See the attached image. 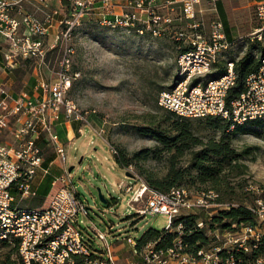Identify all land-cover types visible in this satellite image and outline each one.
<instances>
[{
    "label": "built area",
    "instance_id": "1",
    "mask_svg": "<svg viewBox=\"0 0 264 264\" xmlns=\"http://www.w3.org/2000/svg\"><path fill=\"white\" fill-rule=\"evenodd\" d=\"M23 1L0 0V37L10 46L5 55L6 67H14L17 55L43 56L44 41L50 34L54 17L64 9L68 14L58 21V27L62 26L63 30L58 32L57 40L69 36L86 15L98 17L100 25L110 29L139 35L150 31L158 35L163 26L173 24L176 19L169 10L177 12L175 10L179 9L177 18L193 20L203 0H33L45 5L54 1L60 4V9L46 15L43 21L24 12ZM213 2L207 32H203L199 23H191V35L183 31L178 33V39L185 37L190 46L177 59V84L159 94L158 104L190 119L220 117L233 125L251 120L264 121V50L259 69L247 77L246 90L239 97L229 99V91L237 79L231 60H227L226 70L219 78L202 80L232 47L215 0ZM16 8L20 19L12 15ZM165 9L167 14L164 15ZM256 16L261 25L252 34L264 43V0L257 1ZM60 65L55 81H42L38 85L41 96L33 97L28 92L14 95L0 86V243L18 241V255L23 264H76V258L90 256L89 243L97 238L103 243L104 255L95 260L87 259L86 264H115L107 233L92 222L87 226L88 231L81 226L89 217V208L68 168L52 180L51 186L56 191L47 207L22 208L18 200V196L21 199L37 197V186L50 174V167L45 165L42 142L52 148L61 163L67 164L66 143L57 131L58 125L65 121L72 127L73 123L81 122L83 126L77 129L80 135L85 134V128L91 129L88 113L68 98L72 86L70 59L65 56ZM195 80L199 82L194 84ZM109 149L113 155L117 153L114 147ZM123 187L126 193L134 191L131 205L146 200L144 208L132 207L133 210L144 217L166 216V229H171L173 220L178 215L186 216L191 208L184 189L162 193L149 189L144 183L140 189L120 183V188ZM255 215L259 217L263 232L258 231L257 226L242 227L244 235L229 241L234 244L232 248L248 252L251 249L249 242H259L264 233V208L255 211ZM126 241L138 254L136 239L127 237ZM183 248L178 242L174 248L163 252L156 251L154 244H150L143 252L145 263L157 259L158 264H219L220 253L226 249L218 245L189 255L182 251ZM227 264H235L234 259L231 257ZM256 264H264V257Z\"/></svg>",
    "mask_w": 264,
    "mask_h": 264
},
{
    "label": "rangeland",
    "instance_id": "2",
    "mask_svg": "<svg viewBox=\"0 0 264 264\" xmlns=\"http://www.w3.org/2000/svg\"><path fill=\"white\" fill-rule=\"evenodd\" d=\"M213 1L203 0L193 20L177 18L180 16L179 9L175 10L177 12L169 10L176 19L173 24L163 26L158 35L150 31L139 35L122 29H110L100 25L98 17L86 15L69 36L55 41L47 36L43 56L17 55L14 67L0 71V86L4 89L14 95L28 92L33 97L41 96L42 91L38 85L42 81H55L63 58L66 56L70 59L72 86L68 98L80 110L88 113L91 129L85 128V134L80 135L77 129L83 124L73 123V136L68 142L63 138L66 143V163L69 168H73L71 173L74 183L78 185V192L89 208V217L83 220L82 228L86 230L92 221L100 230L104 231L106 224H112L116 228L115 233L118 229L122 231L120 239L124 250L120 252L116 264H147L144 254L133 253L132 245L125 240L127 237L139 240L148 229H162L168 223L167 217L163 215L144 217L138 213L136 216L137 212L132 207L142 209L146 200L144 198L131 205L134 191L126 193L124 187L120 188V183L131 184L134 189H140L142 183L148 187L146 178L165 177L169 166L165 155L159 159L148 155L146 158L134 159L122 169L117 165L115 157L123 152L132 158L140 151L157 148L158 142L151 131L172 128L176 118L160 108L158 97L161 91L169 90L177 84V59L190 46L185 37L178 39V33L183 31L191 35V23H199L203 32H207L215 5ZM257 1L215 0L216 6L218 2L223 4L232 36V40H228L232 47L220 58L218 64L226 66L227 60H238L248 53L261 58L264 43L252 34L261 25L256 16ZM45 6L41 5L38 9L31 6L27 10L38 16L42 12L53 14L56 9H60L56 1ZM165 10L162 11L164 15L167 14ZM217 12L223 21L218 8ZM67 14L64 9L57 16L60 20ZM62 30V26L58 27L59 32ZM0 49L9 53L10 46H0ZM216 70L214 66L212 72L202 79L203 82L210 79V74ZM193 122L194 131L204 140L219 138V132L209 129L199 119ZM68 124L64 121L65 131ZM235 126L232 124L231 129ZM232 144L238 152L250 150V155L244 159L247 167L242 174L230 173L227 185L220 191L206 189L209 191L201 192L188 182L173 188L186 191L190 207L196 208L193 211L189 209L186 214H198L204 227L231 204H243L254 213L264 208V123L249 127L246 133L234 134ZM110 147L116 149L115 155L110 152ZM44 153L49 157L53 150L46 146ZM188 160L189 156H186L183 165L186 166ZM101 196L108 202L104 203ZM18 200L21 207L28 209L47 206V200L38 197L21 199L18 196ZM179 217L182 216L178 215L175 219ZM256 217L258 231L263 232L259 217ZM233 228H236L235 231L221 228L213 231L209 228L207 234L211 242L206 249H214L218 245L232 248L234 244L229 241L244 235L243 228ZM95 245L98 250L103 248V243L97 238ZM7 250L0 243V258ZM18 259L22 263L19 255ZM148 264H158V260L150 259Z\"/></svg>",
    "mask_w": 264,
    "mask_h": 264
},
{
    "label": "trees",
    "instance_id": "3",
    "mask_svg": "<svg viewBox=\"0 0 264 264\" xmlns=\"http://www.w3.org/2000/svg\"><path fill=\"white\" fill-rule=\"evenodd\" d=\"M217 6L223 18L227 38L232 40L229 22L225 16L222 2H218ZM230 60L234 62L237 75L236 85L229 91V99H233L245 92L246 79L259 69L260 58L255 54L248 53L238 60L234 58ZM214 66L217 70L210 74V79L219 78L226 70V66L218 63ZM198 82L195 80L194 84ZM160 108L176 118L172 128L169 130L157 128L151 131L153 138L158 142L157 148L140 151L132 158H128L123 152L115 157L119 167L125 169L136 158H146L148 155H152L155 159H159L165 155L169 166L167 175L163 178H146L149 189L162 193L170 192L185 182L197 187L201 192L209 191L206 189L220 191L223 186L227 185L226 181L230 173H244L247 167L244 164V159L250 155V150L238 152L232 144V136L237 133L248 132L249 127L264 123L262 120H251L244 124H237L234 129H231L232 122L220 117L199 119L209 129L220 133L219 138L204 140L193 129V121L196 119L184 118L161 106ZM186 156H189V160L185 166L182 161ZM50 180L51 178L48 177L46 183L49 184ZM135 215L139 214L135 213ZM256 216L251 208L243 204H231L228 209L219 212L205 227L199 226V223L204 224V222L199 221L200 216L198 214L182 216L173 220L171 229H166V227L148 229L139 240L136 239V249L138 253H143L148 245L154 244L156 251L166 252L181 242L184 253L197 255L199 251L206 249L211 242V238L207 234L208 230L215 231L217 228H221L222 230L235 231L236 228L233 226L237 228L255 227L258 224ZM249 245L251 249L248 252L236 248L223 249L220 253L219 264H227L231 257L235 264H256L259 258L264 257V233L259 242H249ZM2 246L8 250L1 255L0 264H22L18 259V241L13 244L2 243ZM89 248L91 250L90 256L76 258V264H86L87 259L95 260L102 257L101 254H98L100 250L97 249L93 241L89 243Z\"/></svg>",
    "mask_w": 264,
    "mask_h": 264
},
{
    "label": "crops",
    "instance_id": "4",
    "mask_svg": "<svg viewBox=\"0 0 264 264\" xmlns=\"http://www.w3.org/2000/svg\"><path fill=\"white\" fill-rule=\"evenodd\" d=\"M22 5H23L24 12L33 14L34 16H36V14L35 13H32V12H29V10H27V9H30L31 6L36 7L37 9L41 5L42 6H45L43 4H40L38 2H35L33 0H25V1L22 2ZM45 7H47V6H45ZM48 14L49 13L42 12V14H38V16H36V17L39 20H42L43 21L45 19L46 15H48ZM12 15L15 18H17V19H20V16L17 14V8L12 12ZM58 20H59L58 16H55L54 17V21H53V26H51V28H50V34H49V36H50V40L51 41H55V39L57 37V34L59 32L58 31ZM0 46H9V45L6 44V42L0 37ZM7 53L8 52L4 51V49H0V71L2 69H4V71H5V69L7 68L6 67V59L3 56V55H6ZM0 79H2V77H0ZM35 97H37V96H35ZM63 125L64 124L58 125L57 126V131H58V133H59L62 141L64 142L63 138H65V140H67V137L70 138L71 137L70 136V132L72 131V129L75 130V127L73 125H72V127L70 125H66L67 126V130L65 131V129L63 128ZM42 144H43V146L45 148L46 146H45L44 142H42ZM47 159H49V160L47 161ZM45 165L46 166L48 165L50 167V174L43 179V181L40 184V186H37V184L35 183L34 184V187L35 188H36V186L39 187L38 188V196L37 197L39 199H46L47 200V206H48V204H49L51 198L53 197V195L55 194V191L56 190L54 188H52L51 184L49 185L48 183H46V179L49 177V178H51L50 182H52V180L54 178H56L58 176H61L63 174L64 169L68 168V170H69L70 168L67 166V164L61 163L56 158L54 151H53V154L51 156L46 157V163H45ZM80 196H81V194H80ZM22 208H24V207H22ZM39 208H45V207H39ZM31 209H35V208H31ZM90 222H92V221H90ZM96 227L100 230V228L98 226H96ZM104 229H105L104 231L103 230H101V231L106 232L107 235H108V242L110 244V248H111V251L113 253L114 261H115V264H116V261L118 259H120V252H122L124 250V244H122V240L120 239V233L122 231H121V229H118L117 232L115 233L116 228L112 224L111 225L106 224L105 227H104ZM84 231H88V228L86 230H84ZM93 242L95 243V240ZM133 253H135L134 252V249H133ZM100 254L101 255H104L103 249L100 250Z\"/></svg>",
    "mask_w": 264,
    "mask_h": 264
},
{
    "label": "water",
    "instance_id": "5",
    "mask_svg": "<svg viewBox=\"0 0 264 264\" xmlns=\"http://www.w3.org/2000/svg\"><path fill=\"white\" fill-rule=\"evenodd\" d=\"M72 169H73V168H70V169H69V172H71V171H72ZM101 199H102V201H103L104 203H107V200H106V199H104V198H103V196H101Z\"/></svg>",
    "mask_w": 264,
    "mask_h": 264
},
{
    "label": "bare ground",
    "instance_id": "6",
    "mask_svg": "<svg viewBox=\"0 0 264 264\" xmlns=\"http://www.w3.org/2000/svg\"><path fill=\"white\" fill-rule=\"evenodd\" d=\"M70 136L72 137L73 136V133L72 132H70ZM194 209H196L195 207H191L190 208V211H193Z\"/></svg>",
    "mask_w": 264,
    "mask_h": 264
}]
</instances>
